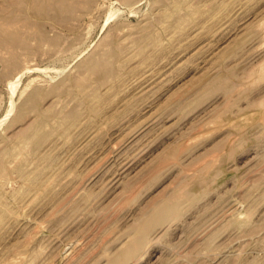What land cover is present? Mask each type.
Returning <instances> with one entry per match:
<instances>
[{"label": "rangeland", "instance_id": "obj_1", "mask_svg": "<svg viewBox=\"0 0 264 264\" xmlns=\"http://www.w3.org/2000/svg\"><path fill=\"white\" fill-rule=\"evenodd\" d=\"M79 1L0 50V264H264V0Z\"/></svg>", "mask_w": 264, "mask_h": 264}, {"label": "bare ground", "instance_id": "obj_2", "mask_svg": "<svg viewBox=\"0 0 264 264\" xmlns=\"http://www.w3.org/2000/svg\"><path fill=\"white\" fill-rule=\"evenodd\" d=\"M7 2V7L0 5V50H5L9 54L5 59L1 58L8 69L17 66V50L19 48L22 51L28 49L25 48L28 44L26 46L24 44L27 43L29 37L45 38L43 21L64 23L74 15L77 8L84 4L79 0H8ZM54 40L55 38L52 39ZM38 135L39 132L35 131L31 137L26 138L25 136L24 141L29 138L35 141ZM2 172L3 165L0 163V173ZM161 209L165 210L163 206L159 208V211Z\"/></svg>", "mask_w": 264, "mask_h": 264}]
</instances>
